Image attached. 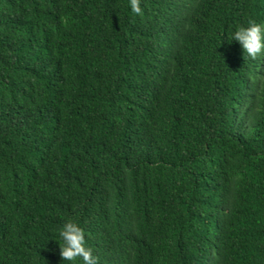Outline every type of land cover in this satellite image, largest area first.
Segmentation results:
<instances>
[{
	"label": "trees",
	"instance_id": "16d2710c",
	"mask_svg": "<svg viewBox=\"0 0 264 264\" xmlns=\"http://www.w3.org/2000/svg\"><path fill=\"white\" fill-rule=\"evenodd\" d=\"M0 0V264H264V0Z\"/></svg>",
	"mask_w": 264,
	"mask_h": 264
},
{
	"label": "clouds",
	"instance_id": "9594fccd",
	"mask_svg": "<svg viewBox=\"0 0 264 264\" xmlns=\"http://www.w3.org/2000/svg\"><path fill=\"white\" fill-rule=\"evenodd\" d=\"M131 11L142 15L140 0H130ZM239 42L248 57L256 59L264 54V28L254 20H249L247 26H241L232 36ZM63 243L60 246V256L63 261L82 259L83 264H98L99 258L93 255V250L86 246L85 232L72 220H68L59 231Z\"/></svg>",
	"mask_w": 264,
	"mask_h": 264
}]
</instances>
